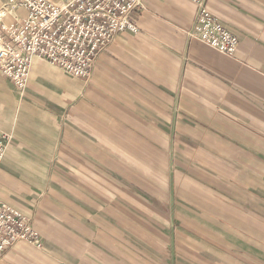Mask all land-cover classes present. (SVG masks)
<instances>
[{"label": "crops", "instance_id": "obj_1", "mask_svg": "<svg viewBox=\"0 0 264 264\" xmlns=\"http://www.w3.org/2000/svg\"><path fill=\"white\" fill-rule=\"evenodd\" d=\"M143 0L93 76L0 74V198L42 237L0 264H264V0Z\"/></svg>", "mask_w": 264, "mask_h": 264}, {"label": "built area", "instance_id": "obj_2", "mask_svg": "<svg viewBox=\"0 0 264 264\" xmlns=\"http://www.w3.org/2000/svg\"><path fill=\"white\" fill-rule=\"evenodd\" d=\"M198 14L191 35L227 54L237 50L239 38L207 7L193 0ZM14 19L5 22L0 13V74L20 87L29 81L35 57L61 67L66 73L88 81L101 53L118 33L138 30L132 19L143 0H9ZM25 14L20 15L19 9ZM10 134L0 128V164ZM21 242L36 247L42 237L28 216L0 198V259Z\"/></svg>", "mask_w": 264, "mask_h": 264}, {"label": "rangeland", "instance_id": "obj_3", "mask_svg": "<svg viewBox=\"0 0 264 264\" xmlns=\"http://www.w3.org/2000/svg\"><path fill=\"white\" fill-rule=\"evenodd\" d=\"M53 1H58V0H53ZM10 3L9 0H0V13H4L3 16H1V19H3L5 22H11V20L14 19L13 17V10H10ZM20 15L25 14L24 8L19 9Z\"/></svg>", "mask_w": 264, "mask_h": 264}]
</instances>
